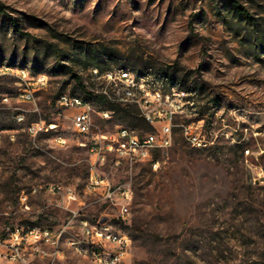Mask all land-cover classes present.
I'll list each match as a JSON object with an SVG mask.
<instances>
[{
  "label": "rangeland",
  "instance_id": "obj_1",
  "mask_svg": "<svg viewBox=\"0 0 264 264\" xmlns=\"http://www.w3.org/2000/svg\"><path fill=\"white\" fill-rule=\"evenodd\" d=\"M231 1L0 0V230L63 226L71 213L46 191L59 183L79 192L78 219L105 218L138 236L123 264H264V177L251 167L264 170V0H235L252 20ZM96 65L165 73L174 82L165 93L179 89L194 101L192 116L212 141L193 146L178 126L172 146L150 160L118 164L109 155L100 172L133 190L127 220L85 191L90 153L77 145L72 111L57 106L62 94H78L94 106L93 132L130 127L73 77L84 83ZM18 72L47 80L31 102L18 97L25 86ZM103 108L114 116L103 118ZM41 119L57 128L36 136L38 148L27 127ZM61 132L69 138L64 147L52 142ZM13 179L17 191L9 192ZM78 219L68 235L80 232ZM63 253L34 264H95L69 244Z\"/></svg>",
  "mask_w": 264,
  "mask_h": 264
},
{
  "label": "built area",
  "instance_id": "obj_2",
  "mask_svg": "<svg viewBox=\"0 0 264 264\" xmlns=\"http://www.w3.org/2000/svg\"><path fill=\"white\" fill-rule=\"evenodd\" d=\"M18 75L25 83L18 94L23 101H33L34 91L43 88L47 83V80L41 78L31 80L27 73L18 72ZM83 85L90 95L104 97L115 105L137 106L144 119L152 126V130L145 132L128 126H119L114 132H93V105L75 102L69 93H66V99H57L59 108L72 111V129L82 137L77 145L87 148L90 153L85 191L99 193L101 199L117 209L119 218L127 220L131 214L133 190L130 183L113 184L107 175L100 172L99 166L107 161L109 155L113 154L118 164L150 160L156 151L172 146L174 129L178 126L193 146L206 147L212 141L199 129L200 120H195L197 116H192V103H189V98L173 88L171 92L165 93V89L146 86V83L137 82L134 77H122L115 69L101 70L94 67L90 68V77ZM99 114L106 119L113 116L106 113V108L101 109ZM181 116L189 118L190 121L177 123V118ZM23 119L22 115L18 116V120ZM56 128V123L41 119L30 123L27 132L32 137L33 145L39 148L36 136ZM133 136H140V143H133ZM52 142L64 147L69 144V138L61 132L53 137ZM246 152L248 153V148ZM251 167L258 170L257 178L264 177L262 167L252 163ZM46 191L63 198V207L71 213L70 219L58 228L35 225V229H27V225L16 224L0 230V262L52 263L64 255L63 246L66 244H78L82 249V256H87L92 263L125 262L132 250L133 241L129 234L120 232L109 221H104V230H97V222H102V218L95 221L88 218L78 219L79 210L73 204L80 203V194L74 186L50 183L46 186ZM75 219L79 221L80 232L68 235Z\"/></svg>",
  "mask_w": 264,
  "mask_h": 264
},
{
  "label": "trees",
  "instance_id": "obj_3",
  "mask_svg": "<svg viewBox=\"0 0 264 264\" xmlns=\"http://www.w3.org/2000/svg\"><path fill=\"white\" fill-rule=\"evenodd\" d=\"M230 5L233 7V10L235 11V13L238 14L239 16L248 17L250 20L253 19L249 15L248 11L242 5H240L237 1H235V0L231 1ZM12 24H13L14 28H16L17 30L19 29V25H18L17 21L13 20ZM96 67L100 68L101 70H108V69L101 68V65H96ZM73 77L76 79V82H77L78 86L81 88V90L85 91V88H84V85H83L81 78L75 73L73 74ZM90 96L97 98L100 103H103L105 105H110L111 108L114 107V109H113L114 114L124 118V120H126L127 124L130 125V127L136 128V129H137V127H140L142 129V132L152 130V126L144 119V117L142 116V114H141V112L137 106H135V105H126V106L115 105V104L109 102L104 97H96L93 95H90ZM114 114H113V116H114ZM48 122H51V121H48ZM239 147H242V146L240 145ZM151 164H152V161H151ZM14 182H16V180H14V179L8 181L7 185L10 189L9 192H16L17 191V189H11L14 186ZM136 230L141 232V234L143 233V235H144V231L142 230V228H140V226L136 227ZM137 237L138 236L131 235V238H133V239H136Z\"/></svg>",
  "mask_w": 264,
  "mask_h": 264
},
{
  "label": "bare ground",
  "instance_id": "obj_4",
  "mask_svg": "<svg viewBox=\"0 0 264 264\" xmlns=\"http://www.w3.org/2000/svg\"><path fill=\"white\" fill-rule=\"evenodd\" d=\"M94 68H98V67H94ZM116 71L122 77H134L137 79V82L146 83V86H152L153 88L164 89L166 85L174 84L173 80L170 79L168 75H166L163 72L154 71L151 68H147L144 71L143 70L142 71L133 70L130 68H122V69L118 68ZM174 91L180 94H185V97H186V93L184 91H181L179 89L178 90L174 89ZM69 95H71L72 100L75 102H78L83 105H91V102L87 98L81 95H78V94H74V95L69 94ZM59 99H66V94H62L59 97ZM189 103H192V108H193L194 101L189 100ZM106 113L111 114L110 111H107V110H106ZM133 143H140V136H133ZM249 153H250V149H248V154ZM27 229H35V226H27ZM104 229H105V222H97V230H104ZM69 245L73 247L79 254L82 255V249L79 248L78 244H69ZM84 257H87V256H84Z\"/></svg>",
  "mask_w": 264,
  "mask_h": 264
},
{
  "label": "water",
  "instance_id": "obj_5",
  "mask_svg": "<svg viewBox=\"0 0 264 264\" xmlns=\"http://www.w3.org/2000/svg\"><path fill=\"white\" fill-rule=\"evenodd\" d=\"M102 222H104L105 221V218H102V220H101Z\"/></svg>",
  "mask_w": 264,
  "mask_h": 264
}]
</instances>
